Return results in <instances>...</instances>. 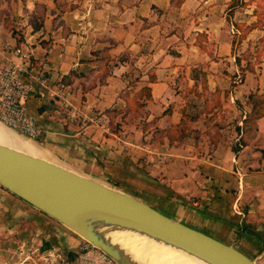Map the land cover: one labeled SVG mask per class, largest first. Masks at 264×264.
Segmentation results:
<instances>
[{
    "label": "crops",
    "instance_id": "crops-1",
    "mask_svg": "<svg viewBox=\"0 0 264 264\" xmlns=\"http://www.w3.org/2000/svg\"><path fill=\"white\" fill-rule=\"evenodd\" d=\"M189 1L0 0V63L30 47L28 67L47 77L26 108L51 159L130 176L182 221L254 235L247 254L264 264V114L250 119V95L264 94L263 20H227L216 13L226 0H205L183 26L173 16ZM230 23L248 26L240 45ZM82 240L0 185V264H72Z\"/></svg>",
    "mask_w": 264,
    "mask_h": 264
},
{
    "label": "water",
    "instance_id": "water-1",
    "mask_svg": "<svg viewBox=\"0 0 264 264\" xmlns=\"http://www.w3.org/2000/svg\"><path fill=\"white\" fill-rule=\"evenodd\" d=\"M0 185L65 224L122 264H144L111 233L132 230L208 264H261L133 193L48 157L0 142Z\"/></svg>",
    "mask_w": 264,
    "mask_h": 264
},
{
    "label": "built area",
    "instance_id": "built-area-1",
    "mask_svg": "<svg viewBox=\"0 0 264 264\" xmlns=\"http://www.w3.org/2000/svg\"><path fill=\"white\" fill-rule=\"evenodd\" d=\"M234 31V30H233ZM27 51L15 49L19 59L0 63V120L29 138L43 143V130L26 104L37 82L45 83L43 72L32 70L26 63ZM25 49V50H26ZM239 81L241 76H239ZM72 264H122L101 247L83 238Z\"/></svg>",
    "mask_w": 264,
    "mask_h": 264
},
{
    "label": "rangeland",
    "instance_id": "rangeland-1",
    "mask_svg": "<svg viewBox=\"0 0 264 264\" xmlns=\"http://www.w3.org/2000/svg\"><path fill=\"white\" fill-rule=\"evenodd\" d=\"M6 1L7 2H9V1L14 2L16 0H6ZM183 1L184 0H174L173 1L174 6L175 7H181ZM204 1L205 0H195V2H193L192 0H190L189 2H187V3H190V5H192V7L190 8L191 11L189 12V14H187V16L183 17L182 13H180L178 11L177 12L178 14H176V12L174 11V13L176 15L173 16V18L176 17L178 19V22L183 26L187 25V23L189 21V17L191 20H198L199 17L202 16V13L196 12V10L198 8L195 10L193 8H194V5L195 6L197 5V7L201 6L202 4L206 5V3H204ZM239 2H240V4L232 9V7L230 6V0H226V2H225L226 6H225L224 10H221L219 12V9H217L216 13L220 16V14L222 12V15H225L227 20H263V24H264V0H239ZM163 9H165V5H163ZM206 9L209 10V6L203 7V10H206ZM192 11H194V12H192ZM28 20H29V18H28ZM247 27L248 26H240V25L238 26L236 23H234V24L230 23V29L234 30L232 32L234 34L238 35V38H237L239 41L238 45H240V43L242 42L241 40L244 36L245 29H247ZM243 45H244L245 50L242 53H244V52L248 53L250 51V47L249 46L247 47L246 41L244 42ZM258 45H259V43H258ZM253 50H255V46L253 47ZM258 50H259L260 54H262L264 52V41L261 42V45L258 48ZM44 76H45V74H44ZM46 83H47V81L44 84H46ZM105 123H107V124L112 123V125H113L115 122L113 120L112 121L108 120V121H105ZM118 123H120V122H118ZM0 125L3 128L10 129L14 133L19 134L20 136L24 137L26 140L32 141V142L36 143L37 145L43 147L41 142L36 141V140L33 141V140L27 138L28 136L26 137L25 134H23L22 132H18L17 130L11 128L10 126L5 124L1 120H0ZM100 179L102 181L109 183V184L115 185L116 187H119L122 189H127L128 191H131L132 193H134V195H136L138 197H140V196L145 197L146 199H148L150 201L151 204H153L155 207H157L158 209H160L161 211H163L164 213H166L168 215H171L172 213H178L179 215H183L180 210L179 211L177 210L178 207L175 204L168 202V201L156 199V198H154L148 194H145L144 192L139 191L136 187L131 186L130 185V182H131L130 176L128 178L123 177V176L122 177L117 176L115 178L114 173L112 172V173L108 174V176H104ZM183 216L186 217L185 214ZM198 219L199 220H198L197 224L189 222L187 219L184 222L195 227V228H198V229H200V230H202V231H204L210 235H213L220 240L228 242V243H229L230 238L232 239L233 237L234 238L236 237L237 239H236L235 245L238 248H240L242 251H244L245 253L250 252V250H249V244L250 243H254L253 245H255L257 242L256 240L258 238L256 236L250 235L247 232L244 233L243 231H241L237 228L236 229L238 232H236L235 235H233V236L228 235L226 232V230H227L226 226L219 228V226H217L214 223V221L211 220V218H209L207 216L199 215ZM237 221L239 223V220H237ZM252 239H254V240H252Z\"/></svg>",
    "mask_w": 264,
    "mask_h": 264
},
{
    "label": "bare ground",
    "instance_id": "bare-ground-1",
    "mask_svg": "<svg viewBox=\"0 0 264 264\" xmlns=\"http://www.w3.org/2000/svg\"><path fill=\"white\" fill-rule=\"evenodd\" d=\"M0 142L19 147L34 155L49 157L47 151L43 147L32 141L26 140L10 129L3 128L1 125ZM111 236L114 241L120 243L144 264H208L188 254L184 250L156 241L153 238L132 230H116L111 233Z\"/></svg>",
    "mask_w": 264,
    "mask_h": 264
},
{
    "label": "trees",
    "instance_id": "trees-1",
    "mask_svg": "<svg viewBox=\"0 0 264 264\" xmlns=\"http://www.w3.org/2000/svg\"><path fill=\"white\" fill-rule=\"evenodd\" d=\"M239 4H240L239 0H230V6L232 7V9L235 8ZM248 53L246 54L250 55ZM250 100L253 103V109H252V112L250 113V119L263 115L264 114V94L263 93L262 94L252 93L250 95ZM75 256L76 254L73 256V258H75Z\"/></svg>",
    "mask_w": 264,
    "mask_h": 264
}]
</instances>
